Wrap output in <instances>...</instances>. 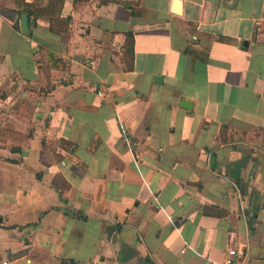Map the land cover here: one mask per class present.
<instances>
[{
    "label": "crops",
    "instance_id": "0c3cea01",
    "mask_svg": "<svg viewBox=\"0 0 264 264\" xmlns=\"http://www.w3.org/2000/svg\"><path fill=\"white\" fill-rule=\"evenodd\" d=\"M41 1L0 0V264H264V0Z\"/></svg>",
    "mask_w": 264,
    "mask_h": 264
},
{
    "label": "trees",
    "instance_id": "16d2710c",
    "mask_svg": "<svg viewBox=\"0 0 264 264\" xmlns=\"http://www.w3.org/2000/svg\"><path fill=\"white\" fill-rule=\"evenodd\" d=\"M105 3L108 1L115 0H100ZM63 4V0H42L41 3L35 5V12L37 14L48 16L51 19V29L55 30H64L67 27L68 19L62 20L60 19L61 7ZM136 4V3H134ZM126 5L131 9V13L136 12V8L132 5L131 2H126ZM133 34L131 31L127 32L126 39L124 43L125 56L128 57L132 54L133 48Z\"/></svg>",
    "mask_w": 264,
    "mask_h": 264
},
{
    "label": "water",
    "instance_id": "95a60500",
    "mask_svg": "<svg viewBox=\"0 0 264 264\" xmlns=\"http://www.w3.org/2000/svg\"><path fill=\"white\" fill-rule=\"evenodd\" d=\"M180 4H181V0H173L172 2V11L173 12H179L180 11ZM28 25V21H27V14L26 13H22L21 14V29L23 32L27 31V26Z\"/></svg>",
    "mask_w": 264,
    "mask_h": 264
},
{
    "label": "built area",
    "instance_id": "2783aa9c",
    "mask_svg": "<svg viewBox=\"0 0 264 264\" xmlns=\"http://www.w3.org/2000/svg\"><path fill=\"white\" fill-rule=\"evenodd\" d=\"M87 64H93L92 60H87ZM235 254H236V249L234 246H229L227 248V257L224 261V264H236V259H235Z\"/></svg>",
    "mask_w": 264,
    "mask_h": 264
}]
</instances>
